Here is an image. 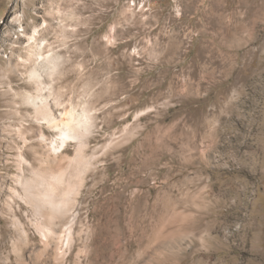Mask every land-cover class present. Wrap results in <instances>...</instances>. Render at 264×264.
<instances>
[{
  "label": "rangeland",
  "instance_id": "rangeland-1",
  "mask_svg": "<svg viewBox=\"0 0 264 264\" xmlns=\"http://www.w3.org/2000/svg\"><path fill=\"white\" fill-rule=\"evenodd\" d=\"M49 168L62 264H264V0H0V264H54Z\"/></svg>",
  "mask_w": 264,
  "mask_h": 264
},
{
  "label": "bare ground",
  "instance_id": "bare-ground-1",
  "mask_svg": "<svg viewBox=\"0 0 264 264\" xmlns=\"http://www.w3.org/2000/svg\"><path fill=\"white\" fill-rule=\"evenodd\" d=\"M64 116L65 118L60 121H56L54 119L51 121L48 117V119H45H47L48 123L52 124L59 131V136L62 137V139L78 137L80 127L84 123V121L80 119L83 115L75 116V114L70 111L64 114ZM64 145L65 140L61 143V149ZM59 148L60 146L57 148L53 147V152ZM20 160L21 163H23L24 159L22 157ZM46 172V176L39 174L29 181L22 183L19 182V184L22 185V188L25 190V194H27L28 204L31 206L33 211L39 213L43 219L44 226L41 224L39 227V232L43 238V254L48 257H52L54 264H62L65 257L64 251H61L64 242L63 235H56L55 232H51V235L49 232L50 229L45 230L44 227L52 226L54 224L56 225L57 221L65 215V212H67V209L70 208L74 201L73 195L76 194L80 181L78 184H72L70 180L66 178L65 172L61 170L54 171V169L51 170L49 168ZM36 185L38 186V190L36 192L34 190V194H30V187L34 188ZM71 229L72 228H69L67 239L70 236ZM24 255L25 254L21 251L16 253V259L20 264H25ZM36 264L42 263L37 262Z\"/></svg>",
  "mask_w": 264,
  "mask_h": 264
}]
</instances>
